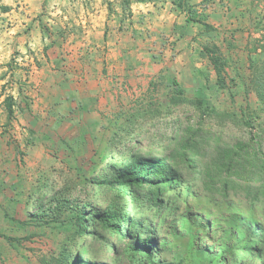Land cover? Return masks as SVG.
I'll return each instance as SVG.
<instances>
[{
  "label": "rangeland",
  "instance_id": "374dc122",
  "mask_svg": "<svg viewBox=\"0 0 264 264\" xmlns=\"http://www.w3.org/2000/svg\"><path fill=\"white\" fill-rule=\"evenodd\" d=\"M104 3L117 12L121 43L114 51L126 57L110 70L107 34L90 26L101 41L102 74L111 79L90 101L84 97L91 81L73 70L78 53L92 47L82 43L80 18ZM210 53L222 63L223 87ZM48 55L56 59L45 62ZM258 77L264 78V0H0V264H66L75 242L84 240L75 236L69 206L90 208L109 196L90 180L111 157L173 154L190 138L200 165L223 148H239L264 168ZM244 158L238 167L251 166ZM183 171L192 191L182 207L188 202L211 218L218 234L234 228L242 246L246 233L238 218L264 221L262 197L231 186L241 182L236 178L224 196L208 178ZM45 185L68 206L39 217L32 195H49ZM157 213L144 209L147 218ZM168 228L169 222L165 234ZM104 234L105 241L85 237V256L123 264L110 248L120 245L118 237ZM169 241L158 253L166 260L179 256L186 238L170 232Z\"/></svg>",
  "mask_w": 264,
  "mask_h": 264
},
{
  "label": "trees",
  "instance_id": "16d2710c",
  "mask_svg": "<svg viewBox=\"0 0 264 264\" xmlns=\"http://www.w3.org/2000/svg\"><path fill=\"white\" fill-rule=\"evenodd\" d=\"M210 61L217 84L223 87L220 58L210 53ZM174 84L177 82L174 81ZM258 95L264 102V78L258 82ZM7 111L12 115L11 105ZM182 143L183 148L173 154L130 152L119 160L111 157L105 166L97 170L98 174L92 176L91 184L107 190L109 196L100 204H91L90 208H87L88 204L79 206L78 203L69 206L74 211L75 236L84 240L75 242V251L67 257L66 264H107L85 256L88 252L85 237L89 235L94 240L105 241L107 236L104 232L118 237L120 245L110 243V248L117 261L121 259L123 264H264V221L239 217L246 233L244 244L239 246L235 239L238 232L234 228L227 233L225 229H220L221 234H218L216 223L211 218L192 211L188 202H185L187 207H182L184 194L192 191L186 183L185 167L208 178L211 187L213 185L224 196H227L230 178L239 179L241 182L231 181V186L242 187L247 195L254 192L256 199L262 197L259 202L264 218V168L256 167L258 157L244 158L239 154V148H223L214 158L200 165L194 157L198 144L190 138ZM242 158L251 166L245 168L241 163L242 167H238ZM45 186L50 191L49 195L36 191L32 195L39 217L68 206L67 200L54 195L50 185ZM145 208H156L159 213L156 218H147ZM163 213L169 216L161 217ZM167 222L170 223V230L168 228V234H165ZM158 231L161 236H158ZM170 232L183 235L186 242L179 256L173 254L171 260H166L158 253L169 245ZM3 237L11 240L4 234Z\"/></svg>",
  "mask_w": 264,
  "mask_h": 264
},
{
  "label": "crops",
  "instance_id": "0c3cea01",
  "mask_svg": "<svg viewBox=\"0 0 264 264\" xmlns=\"http://www.w3.org/2000/svg\"><path fill=\"white\" fill-rule=\"evenodd\" d=\"M163 5H167V1H162ZM80 10L83 12L84 9L82 7ZM85 13L88 15H83L80 18L81 23H83V33H82V43L91 45V51L89 53L81 50L80 53L76 56L77 60L80 62L79 67L77 69H73L78 72L81 76L88 77L87 80L91 81L90 84H85L89 93L85 99H89L90 101H94L101 90H104V84H109L110 80H106V76L102 74V70L100 67V54H101V41L100 39L92 38L90 34V26L96 29V32H106L108 39L106 42L107 48L109 52L107 53V61H111L109 64V69H112L113 62L114 64L118 59L123 60V57H126L125 54L116 53V46L121 43L120 35H116V25L118 21L117 12L113 11L112 8L108 7L107 4L95 5L91 8V10H85ZM111 35V37H109ZM126 43V42H125ZM50 44L54 45V40H50ZM55 57L51 55L46 56L44 58L45 62L55 60ZM90 61V64L88 63ZM42 68H45L43 66ZM72 71V70H69ZM109 73V72H108ZM109 78V77H108ZM85 82V81H84ZM110 88V86H108Z\"/></svg>",
  "mask_w": 264,
  "mask_h": 264
}]
</instances>
